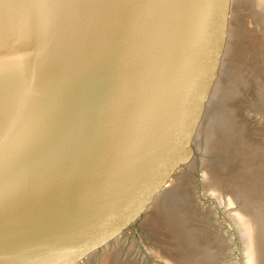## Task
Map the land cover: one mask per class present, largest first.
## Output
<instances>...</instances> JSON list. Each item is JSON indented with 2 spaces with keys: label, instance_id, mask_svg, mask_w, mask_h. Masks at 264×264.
I'll list each match as a JSON object with an SVG mask.
<instances>
[{
  "label": "water",
  "instance_id": "95a60500",
  "mask_svg": "<svg viewBox=\"0 0 264 264\" xmlns=\"http://www.w3.org/2000/svg\"><path fill=\"white\" fill-rule=\"evenodd\" d=\"M0 264H264V0H0Z\"/></svg>",
  "mask_w": 264,
  "mask_h": 264
}]
</instances>
